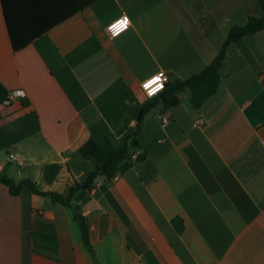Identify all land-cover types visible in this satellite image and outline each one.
<instances>
[{
	"label": "crops",
	"instance_id": "crops-1",
	"mask_svg": "<svg viewBox=\"0 0 264 264\" xmlns=\"http://www.w3.org/2000/svg\"><path fill=\"white\" fill-rule=\"evenodd\" d=\"M124 14L130 28L111 38ZM262 15L258 0H0V83L26 93L0 103V171L65 192L94 169L85 144L136 129L143 81L200 73L233 26ZM221 75L200 109L189 91L159 101L138 136L146 160L76 194L100 264H264V30L229 50ZM48 226L57 246L33 236ZM0 264L96 263L70 209L0 183Z\"/></svg>",
	"mask_w": 264,
	"mask_h": 264
},
{
	"label": "trees",
	"instance_id": "trees-1",
	"mask_svg": "<svg viewBox=\"0 0 264 264\" xmlns=\"http://www.w3.org/2000/svg\"><path fill=\"white\" fill-rule=\"evenodd\" d=\"M258 2L263 10L262 17L249 16L244 25L233 26L220 52L203 71L185 80L177 79L173 82H167L165 90L159 96L151 99L148 98V101L141 106L135 130L126 133L120 142L109 136H104L101 142L92 138L80 149V154L94 164V169L86 175L83 181H76L73 185L67 186L63 193L57 191H43L31 180L26 179L21 182H16L0 171V183L9 189L12 196H20L25 190H29L32 194L70 209L73 213L74 221L79 225L84 245L93 256L95 263L100 264L91 243L89 220L84 215L81 208H77L76 205H73V202L77 201L76 194L78 192H91L95 188L96 180L99 177L112 180L119 174L123 175L127 173L136 163H141L146 160L147 153L144 150H142L134 160L136 152L141 150L138 136L145 116L157 107L159 101L164 103V108L171 109L179 104V94L189 91L191 94L190 101L192 106L195 109H200L205 102L217 92L221 83V70L228 57L229 50L233 46L241 43L244 38L253 36L264 30V0H258ZM15 48L18 50L20 47L15 43ZM63 85L65 88L69 89L71 97L77 100V93L81 94L82 91L73 75L70 81L67 83L63 82ZM9 94L10 92L0 83V103L3 104ZM24 103L27 104L28 102L24 101ZM173 224L178 233L184 231V224L181 218H175ZM43 229L44 230H36L33 233L35 239L46 244L57 246L58 241L55 228L53 226H48Z\"/></svg>",
	"mask_w": 264,
	"mask_h": 264
},
{
	"label": "clouds",
	"instance_id": "clouds-1",
	"mask_svg": "<svg viewBox=\"0 0 264 264\" xmlns=\"http://www.w3.org/2000/svg\"><path fill=\"white\" fill-rule=\"evenodd\" d=\"M129 24H130L129 18L127 16H124V17L120 18L118 21L113 22L109 26L108 30L113 34V36H118L122 31L127 29ZM162 76H163V74L156 75V76L148 79L143 84V87H144V89L147 90V93L149 96H154V95H156L157 92L163 90L164 84L161 82ZM163 79H166V77ZM17 94L23 95L22 92H18Z\"/></svg>",
	"mask_w": 264,
	"mask_h": 264
},
{
	"label": "built area",
	"instance_id": "built-area-1",
	"mask_svg": "<svg viewBox=\"0 0 264 264\" xmlns=\"http://www.w3.org/2000/svg\"><path fill=\"white\" fill-rule=\"evenodd\" d=\"M124 16H127V15L124 14V15H122L121 17H119L118 19H116L115 21H118L120 18H122V17H124ZM127 17H128V16H127ZM128 18H129V17H128ZM129 20H130V18H129ZM115 21H113V22H115ZM113 22H112V23H113ZM112 23H110V24L108 25V27H107V33H108V35H109L111 38H115V37H117V36H113V34L108 30V29H109V26H110ZM130 26H131V21H130V24H129V26L127 27V29L124 30V31H122L119 35H121V34L124 33L125 31H127V30L130 28ZM119 35H118V36H119ZM159 74H163V76H162V81H161V82L164 84L163 90L157 92L156 95H154V96H149L148 93H147V90L144 89L143 84H144L148 79H150V78H152V77H154V76H156V75H159ZM165 77H166V79H163V78H165ZM148 79H146L145 81H143V82L141 83V89H142V91L144 92L145 96H146L147 98H150V99H151V98H154V97L159 96V95L165 90V88H166V84H167V82H168V75H167L166 72L161 71V72H158V73H156L155 75L149 77ZM18 92H22L23 95H18V94H17ZM25 96H26V93H25L24 91H16V92H12V93L9 94L8 98L4 101L3 104H4V105H11L15 100H17V99H23V98H25Z\"/></svg>",
	"mask_w": 264,
	"mask_h": 264
},
{
	"label": "water",
	"instance_id": "water-1",
	"mask_svg": "<svg viewBox=\"0 0 264 264\" xmlns=\"http://www.w3.org/2000/svg\"><path fill=\"white\" fill-rule=\"evenodd\" d=\"M73 205H76V203H75V202H73ZM76 207H77V208H80V207H79V205H76Z\"/></svg>",
	"mask_w": 264,
	"mask_h": 264
}]
</instances>
